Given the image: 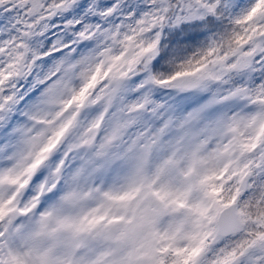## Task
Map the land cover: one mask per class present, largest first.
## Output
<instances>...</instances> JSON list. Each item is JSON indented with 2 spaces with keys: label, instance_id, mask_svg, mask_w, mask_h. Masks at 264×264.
<instances>
[{
  "label": "snow or ice",
  "instance_id": "6c2138e0",
  "mask_svg": "<svg viewBox=\"0 0 264 264\" xmlns=\"http://www.w3.org/2000/svg\"><path fill=\"white\" fill-rule=\"evenodd\" d=\"M0 264H264V0H0Z\"/></svg>",
  "mask_w": 264,
  "mask_h": 264
}]
</instances>
